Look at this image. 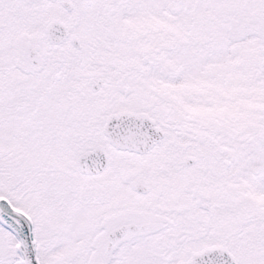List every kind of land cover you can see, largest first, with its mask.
Instances as JSON below:
<instances>
[{"label":"snow or ice","instance_id":"snow-or-ice-1","mask_svg":"<svg viewBox=\"0 0 264 264\" xmlns=\"http://www.w3.org/2000/svg\"><path fill=\"white\" fill-rule=\"evenodd\" d=\"M0 264H264V0H0Z\"/></svg>","mask_w":264,"mask_h":264}]
</instances>
